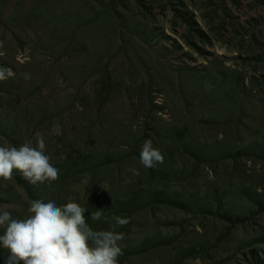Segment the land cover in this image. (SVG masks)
<instances>
[{
    "label": "rangeland",
    "instance_id": "rangeland-1",
    "mask_svg": "<svg viewBox=\"0 0 264 264\" xmlns=\"http://www.w3.org/2000/svg\"><path fill=\"white\" fill-rule=\"evenodd\" d=\"M0 41V146L40 132L59 169L32 199L0 179V209L126 218L119 264H264V0H0Z\"/></svg>",
    "mask_w": 264,
    "mask_h": 264
},
{
    "label": "clouds",
    "instance_id": "clouds-1",
    "mask_svg": "<svg viewBox=\"0 0 264 264\" xmlns=\"http://www.w3.org/2000/svg\"><path fill=\"white\" fill-rule=\"evenodd\" d=\"M4 42L0 41V48ZM15 75L12 68L0 67V81ZM30 79V74L24 73ZM55 135H62L61 125L53 126ZM33 142L19 146H0V179L10 180L17 170L32 185L47 182L49 185L59 178V169L51 163L46 154V142L36 132ZM139 162L144 168H155L164 162L161 151L153 146L152 140L143 142ZM133 176L139 174L136 168H129ZM28 215L23 219L13 218L7 210L0 209V247L9 255L5 264H119L123 255L120 241L124 234L115 231V226H124L126 218L114 215L111 230H93L84 213L88 210L69 199L57 206L54 200H31ZM103 211L91 212V220L99 221ZM107 220V218H105Z\"/></svg>",
    "mask_w": 264,
    "mask_h": 264
},
{
    "label": "trees",
    "instance_id": "trees-1",
    "mask_svg": "<svg viewBox=\"0 0 264 264\" xmlns=\"http://www.w3.org/2000/svg\"><path fill=\"white\" fill-rule=\"evenodd\" d=\"M136 1L140 4V0ZM15 183L23 189L29 199H32V197L35 195V189L33 188V185L30 186L29 182L24 179L22 175L15 176Z\"/></svg>",
    "mask_w": 264,
    "mask_h": 264
}]
</instances>
